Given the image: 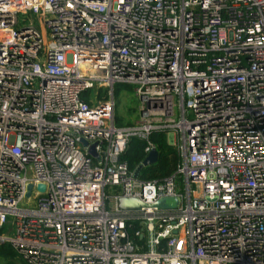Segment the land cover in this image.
I'll return each mask as SVG.
<instances>
[{"label": "built area", "instance_id": "1", "mask_svg": "<svg viewBox=\"0 0 264 264\" xmlns=\"http://www.w3.org/2000/svg\"><path fill=\"white\" fill-rule=\"evenodd\" d=\"M154 132L179 163L143 182ZM3 227L24 264H264V0H0Z\"/></svg>", "mask_w": 264, "mask_h": 264}, {"label": "trees", "instance_id": "2", "mask_svg": "<svg viewBox=\"0 0 264 264\" xmlns=\"http://www.w3.org/2000/svg\"><path fill=\"white\" fill-rule=\"evenodd\" d=\"M148 141L152 144L157 158L153 164L141 168L137 178L143 182L161 181L174 172L179 163V158L174 148L166 143L165 133L154 132L149 136ZM144 146L143 141L135 138H130L127 141L120 161L125 162L130 171L134 172L144 159ZM16 259H18L17 254L10 245L0 243V264H14ZM22 264L24 263L22 262Z\"/></svg>", "mask_w": 264, "mask_h": 264}, {"label": "rangeland", "instance_id": "3", "mask_svg": "<svg viewBox=\"0 0 264 264\" xmlns=\"http://www.w3.org/2000/svg\"><path fill=\"white\" fill-rule=\"evenodd\" d=\"M25 19H28V17H25ZM112 98L114 102L115 126L129 127L135 125V122L138 120V110L133 87L129 85H115L112 88ZM166 141L169 145L172 144L171 135L166 136ZM0 234L9 235L6 233L5 227L0 231ZM14 264H22V261L18 258L14 261Z\"/></svg>", "mask_w": 264, "mask_h": 264}, {"label": "water", "instance_id": "4", "mask_svg": "<svg viewBox=\"0 0 264 264\" xmlns=\"http://www.w3.org/2000/svg\"><path fill=\"white\" fill-rule=\"evenodd\" d=\"M78 143L81 144L82 148H85L86 144L83 140H78ZM86 155L90 157H95V154L93 153L92 147L88 148L86 151ZM157 154L155 150H151L142 160L139 167H137L134 172L133 176L136 178L138 176V173L141 168L146 167L148 165L153 164L156 161ZM31 190V186H26V193L25 197L27 198L29 196V192ZM37 190L41 191L43 190L42 186H38ZM118 208L122 211H136L140 208H145L146 206L141 204L140 202L133 200V199H119L117 201ZM179 204L178 198H162L157 200L154 204L148 206L149 208H155L157 210H173L176 209Z\"/></svg>", "mask_w": 264, "mask_h": 264}, {"label": "crops", "instance_id": "5", "mask_svg": "<svg viewBox=\"0 0 264 264\" xmlns=\"http://www.w3.org/2000/svg\"><path fill=\"white\" fill-rule=\"evenodd\" d=\"M167 135H170V134H165V139H166V136H167ZM166 143H167V141H166ZM167 144H168V143H167ZM168 145H169V144H168ZM170 146H172V144H171Z\"/></svg>", "mask_w": 264, "mask_h": 264}]
</instances>
